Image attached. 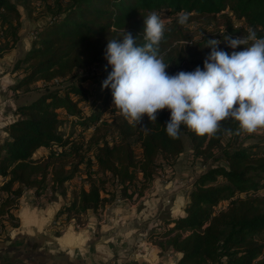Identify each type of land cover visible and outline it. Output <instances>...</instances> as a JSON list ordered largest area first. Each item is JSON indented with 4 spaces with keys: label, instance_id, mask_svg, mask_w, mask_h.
Instances as JSON below:
<instances>
[{
    "label": "trees",
    "instance_id": "trees-1",
    "mask_svg": "<svg viewBox=\"0 0 264 264\" xmlns=\"http://www.w3.org/2000/svg\"><path fill=\"white\" fill-rule=\"evenodd\" d=\"M0 9L20 20L11 0H0ZM181 10L192 17L230 13L254 29L257 38H264V0H71L62 16L54 15L35 35L32 49L19 61L28 70L14 90L29 86L43 90L45 84L46 92L18 107L17 118L6 126V137L0 142V236L7 225L18 227L15 211L25 191L39 195L49 188L65 197L66 184L83 165L89 188L82 187L61 212H98L110 202L102 196L106 181L92 179L95 163L98 174L111 176L125 193L140 182L141 175L142 192L153 180L160 157L169 161L182 154L184 132L196 158L221 148L226 137L241 138L244 132L231 119L222 122L216 138L197 136L182 125L180 138L172 139L165 129L170 119L167 109L158 113L156 121L145 115L141 124H130L118 115L110 123L95 126L93 163L83 156L82 143L60 132L62 115L88 129L113 101L111 88L102 87L112 71L104 58L108 41L122 39L125 30L143 46L144 20L151 12L161 16L163 11L174 15ZM185 40L175 27L165 26L160 54L176 51L178 42ZM98 67L102 70L91 87L86 85L90 78L77 80L66 89H50L74 77L78 69L90 73ZM133 140L142 150L140 160ZM229 147L223 149L227 166H215L197 176L185 215L172 221L173 227L165 233L167 245L180 255L178 264H264V146L259 152L255 147L232 151ZM42 148L48 155L35 157Z\"/></svg>",
    "mask_w": 264,
    "mask_h": 264
},
{
    "label": "clouds",
    "instance_id": "clouds-1",
    "mask_svg": "<svg viewBox=\"0 0 264 264\" xmlns=\"http://www.w3.org/2000/svg\"><path fill=\"white\" fill-rule=\"evenodd\" d=\"M190 16L181 10L177 22L183 26ZM144 23L143 46L123 30L122 39L108 41L104 57L112 71L102 87L111 88L115 108L130 124H141L145 115L156 121L167 109L165 129L172 139L180 138L182 125L197 136L216 138L229 119L244 133L264 132V38L252 28L243 39L225 36L232 49L244 46L230 55L218 49L219 40H208L211 52L203 69L170 75L160 54L166 22L153 11Z\"/></svg>",
    "mask_w": 264,
    "mask_h": 264
},
{
    "label": "rangeland",
    "instance_id": "rangeland-1",
    "mask_svg": "<svg viewBox=\"0 0 264 264\" xmlns=\"http://www.w3.org/2000/svg\"><path fill=\"white\" fill-rule=\"evenodd\" d=\"M11 2L20 13V20H16L15 15L7 12L6 10H2L0 12V127H3L0 129V142L6 137V134H2V132H5L6 129L5 123L9 124L17 118L16 112L18 107L32 103L42 93L46 92L44 89L45 84H42L43 90L36 89V86L24 87L19 91L14 90L15 85L28 70V65L23 62L19 63V61L24 59L27 53L32 49L35 35H37L43 27L50 23V20L54 15L57 14L62 16L68 9L71 0H11ZM168 13L169 12L167 11L161 12V18L165 20L166 28L172 29L175 27L177 34L184 37V39H187L185 40L186 44L185 41L178 42L176 46L179 50L176 49V51L172 53L170 51L161 52L164 63L169 65L167 72L170 75H174L180 71L191 72L197 67L203 69L204 60L211 52V48L205 47L208 40H219L220 44L218 45V49L227 52L229 55L233 51L239 52L244 50L243 45L237 47L236 49H232L228 46L227 41L224 39L225 36L233 39L246 38L248 35V29L250 28L246 22L239 23L230 13L226 12L224 14L221 13L204 17L190 16L188 23L183 26L177 22V14L170 15ZM22 37L26 38L25 41L31 42V46L28 45V42L19 44ZM251 43L252 42L250 41L248 45H245V47L250 46ZM187 44L189 47H185ZM15 67H18V70L15 69ZM100 67H102V65ZM101 70L102 69L98 67L97 70L91 69V72L87 73L84 70L78 69L74 73V77L63 81L56 86H52L50 89L53 91L66 89L77 80L90 78L91 80H88L86 85L91 87V84L95 83L96 78L98 77L97 75ZM113 110L116 111L118 109L115 108L112 101L109 104L108 110H106L101 119L93 123L94 126L91 124L88 129H86L85 126L75 125L76 120L68 119L62 115L63 121L60 132L66 136H72L74 141L82 143L83 156L86 160L92 159L93 163H95L93 157L97 153V146L92 140V137L95 134V126H101L104 121H109L110 123L116 116L121 115L120 112L116 113ZM92 111L93 109H90L89 106V112ZM183 142L184 151L178 157L171 158L169 161L162 157L158 159V168L156 169L154 178L149 184H147L142 192L139 190L143 184L141 175H139L140 182H137L129 189V191L127 190L125 193L124 188L120 187L118 182L113 181L111 176L104 177L98 174L96 163L92 170V179L102 178L106 181L105 190L102 196L105 199H108L110 201L109 203H118L120 200H131L135 196L139 197L154 184V181L164 184L170 180L174 181L175 177L178 175V171H180L181 174L180 180L185 181L184 184H187L185 189L187 186L190 188L192 179L195 181L197 176L204 173L208 169L215 166H227L223 149L228 148L229 144H233L232 147H229L231 148L230 151L235 148L255 147L256 151L259 152L264 146V132L256 134L244 133L241 138L237 137L234 139L226 137L221 148L199 158L195 157L191 140L186 132L183 133ZM133 146L137 159L140 160L142 157V150L140 146L134 142V140ZM48 153L49 151H42L40 154L37 153L35 157H46ZM89 185L90 180L87 177L86 167L83 165L80 172L65 186V201H67V204L70 205L73 202L74 198L77 196L76 194L79 193L82 187L88 189ZM48 189L41 193L42 197L45 199L49 197L54 198L53 196L55 194ZM192 189L193 187L190 188L189 191ZM133 192L137 194L131 197ZM187 205L188 204H186V206ZM226 205L227 203L222 206ZM104 207L100 210L104 209ZM64 215L66 216L63 219V223L68 224L73 220L77 227H81L84 224L83 221L85 216L81 217L80 213L65 212ZM168 216V210H166V213L164 211V214L162 215V219ZM63 223L61 221V225H63ZM162 227H164V225H162ZM165 228L157 232V234L152 235L151 233L149 237L152 239L165 238ZM64 229L65 227L62 230ZM262 237H264V235ZM158 243H160L159 240L157 241V244ZM163 243H166L165 239Z\"/></svg>",
    "mask_w": 264,
    "mask_h": 264
},
{
    "label": "crops",
    "instance_id": "crops-1",
    "mask_svg": "<svg viewBox=\"0 0 264 264\" xmlns=\"http://www.w3.org/2000/svg\"><path fill=\"white\" fill-rule=\"evenodd\" d=\"M25 40L22 37L19 44L28 42L31 46ZM42 151L48 150L42 148L38 154ZM180 176L178 171L174 181H154L139 197L81 214L85 216L81 227L73 218L63 223L66 215L61 210L68 205L66 197L55 194L45 199L27 190L15 211L18 227L7 225L0 236V264H178L180 255L167 245L169 237L152 239L149 235L165 226L167 231L172 221L185 215L194 179L185 189L187 184ZM166 210L169 216L162 219Z\"/></svg>",
    "mask_w": 264,
    "mask_h": 264
},
{
    "label": "built area",
    "instance_id": "built-area-1",
    "mask_svg": "<svg viewBox=\"0 0 264 264\" xmlns=\"http://www.w3.org/2000/svg\"><path fill=\"white\" fill-rule=\"evenodd\" d=\"M3 9H0V12L2 11ZM227 206V205H226ZM226 206H222V208H225Z\"/></svg>",
    "mask_w": 264,
    "mask_h": 264
}]
</instances>
